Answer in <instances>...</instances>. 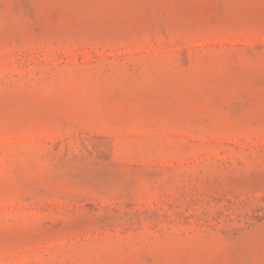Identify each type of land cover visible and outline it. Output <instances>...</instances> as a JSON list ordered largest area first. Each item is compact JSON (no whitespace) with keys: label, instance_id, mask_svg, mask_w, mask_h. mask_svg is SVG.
I'll return each mask as SVG.
<instances>
[{"label":"rangeland","instance_id":"rangeland-1","mask_svg":"<svg viewBox=\"0 0 264 264\" xmlns=\"http://www.w3.org/2000/svg\"><path fill=\"white\" fill-rule=\"evenodd\" d=\"M0 264H264V0H0Z\"/></svg>","mask_w":264,"mask_h":264}]
</instances>
